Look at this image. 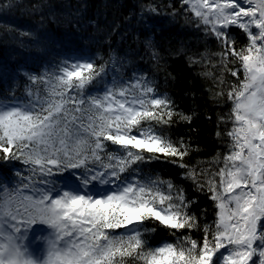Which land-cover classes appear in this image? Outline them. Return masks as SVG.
Returning <instances> with one entry per match:
<instances>
[{
  "label": "snow or ice",
  "instance_id": "obj_1",
  "mask_svg": "<svg viewBox=\"0 0 264 264\" xmlns=\"http://www.w3.org/2000/svg\"><path fill=\"white\" fill-rule=\"evenodd\" d=\"M178 2L169 15L183 11L185 23L221 49L212 53L218 64L206 54L189 58L220 67L219 77L202 75L220 87L214 98L231 102L219 117L232 125L228 151L208 162L219 167L186 161L190 143L164 129L190 124L194 114L179 111L147 76L114 74L107 82L111 70L119 72L112 58L71 56L43 74L25 73L24 98L14 90L0 98V160L17 161L27 172L17 170L12 187L0 185V264H264V0ZM14 6L15 0H0L3 9ZM143 12L159 9L148 3ZM234 27L247 39L239 49ZM152 58L159 59L155 50ZM225 71L238 81L226 93ZM102 82L103 90L92 94ZM153 162L179 168L195 192L207 194L215 209L211 223L192 211L198 200L182 185L144 172ZM157 227L174 241L150 245Z\"/></svg>",
  "mask_w": 264,
  "mask_h": 264
},
{
  "label": "trees",
  "instance_id": "obj_2",
  "mask_svg": "<svg viewBox=\"0 0 264 264\" xmlns=\"http://www.w3.org/2000/svg\"><path fill=\"white\" fill-rule=\"evenodd\" d=\"M148 3L157 6L159 14L142 13V5ZM34 4L43 7L34 11ZM173 6L180 9L178 0H15L11 9L0 7V98L7 97L12 90L15 95H22L29 83L25 73L40 75L51 71L70 55L92 58L97 63L112 58L119 72L111 70L107 82H111L114 74L123 79L133 74L147 76L160 94L167 93L175 101L179 111L194 114L190 124L181 121L164 129L172 139L182 137L190 143L193 151L186 161L189 164L201 162L204 168H218L208 162L218 153L222 157L228 151L229 138L225 133L232 125L220 123L219 117L228 113L231 102L226 95L214 98L213 94L220 87L202 73L210 71L215 77L221 75L220 67L211 66L219 62L212 53L221 49L214 37L205 36L202 30L186 24L183 11L175 17L169 15ZM89 21H96L99 27H93ZM20 32H32L33 37H22ZM230 34L237 49L247 43L239 29H230ZM149 40L152 47L146 46ZM153 50L158 60L152 58ZM202 54L210 57L211 64L190 62V57L201 60ZM228 67H238V64L229 63ZM223 78L225 93L232 83H238L227 71L223 72ZM103 88L102 82L93 90ZM217 132L221 135L217 136ZM1 162L0 171L5 176L10 175L8 169L12 171L20 164L13 161L7 164V169ZM143 167L144 172L159 173L164 179L182 185L189 197L198 200L192 211L200 215L201 222L213 221V202L206 193L195 192L191 181L181 178L179 168L161 162ZM202 210H206L205 215H201ZM192 235L200 240L203 233L193 232ZM147 239L155 246L162 240L174 241L175 238L157 227Z\"/></svg>",
  "mask_w": 264,
  "mask_h": 264
},
{
  "label": "rangeland",
  "instance_id": "obj_3",
  "mask_svg": "<svg viewBox=\"0 0 264 264\" xmlns=\"http://www.w3.org/2000/svg\"><path fill=\"white\" fill-rule=\"evenodd\" d=\"M24 91H22V95H19V98H24ZM97 90L93 91L92 94H95ZM99 91H102V90H99ZM19 180V177L16 179V182Z\"/></svg>",
  "mask_w": 264,
  "mask_h": 264
}]
</instances>
